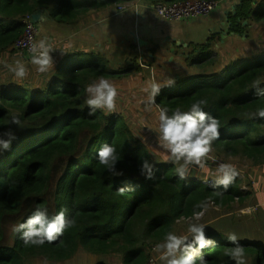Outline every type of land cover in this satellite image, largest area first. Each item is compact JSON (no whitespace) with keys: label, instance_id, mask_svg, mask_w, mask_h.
Masks as SVG:
<instances>
[{"label":"trees","instance_id":"1","mask_svg":"<svg viewBox=\"0 0 264 264\" xmlns=\"http://www.w3.org/2000/svg\"><path fill=\"white\" fill-rule=\"evenodd\" d=\"M136 1L0 0V56L12 54L24 60L29 80L27 85L0 89V131L6 139L9 132L15 136L10 148L0 153V264H68L79 249L97 264L113 259L104 257L109 253L121 254L124 264H147L153 247L168 233L190 241L192 222L203 224L206 237L214 241L200 252L208 264H235L227 254L234 247L227 239L229 233L237 235L246 264H264V118L258 115L264 109V51L219 72L217 67L209 68L212 58L218 66L217 57L202 53L199 62L187 60L185 73H179L186 77L180 82L184 83L181 92L175 81L179 74L165 73L172 75L165 82L174 83L161 87L157 97L169 115L177 107L187 111L205 100L203 110L220 125L211 151L219 165L233 164L232 158L257 168L255 181L236 172L225 190L215 187L216 176L207 175L212 164L203 162L199 173L188 171L181 179L167 154L151 151L132 127L137 105L131 96L111 117L102 109L89 115L87 87L100 77L121 80L140 72L139 52L129 58L131 50L126 47L110 59L98 48L75 50L64 42L61 52L52 48L49 70L39 73L26 52L13 48L25 31L21 20L42 8L56 23L76 26L106 9ZM145 1L154 5L185 0ZM229 22L237 37L254 24L264 30V0H243ZM182 56L188 59L187 54ZM192 65L200 67L191 69ZM193 84L196 87L188 94ZM13 117L19 125L12 123ZM105 142L116 148V169L123 176L98 163L97 151ZM143 159L154 165L151 180L138 171ZM122 186L133 190L118 195ZM38 205L47 208L49 217L65 210L75 225L52 243L26 245L13 229L26 222ZM247 209L249 214L244 212ZM200 211L203 216L194 221L193 213Z\"/></svg>","mask_w":264,"mask_h":264},{"label":"clouds","instance_id":"2","mask_svg":"<svg viewBox=\"0 0 264 264\" xmlns=\"http://www.w3.org/2000/svg\"><path fill=\"white\" fill-rule=\"evenodd\" d=\"M52 48L45 39L33 43L29 48L31 63L36 66L39 73H46L53 64L51 55ZM18 79L27 75V69L23 63L16 62L14 66H7ZM170 83H174L171 81ZM148 93V104L155 103V97L160 92V85L154 81L149 82L144 89ZM85 103L94 115L96 109H106L113 112L116 109L118 96L116 86L108 79L100 77L98 82L90 84L87 89ZM207 102L200 100L193 103L189 110L182 111L179 107L171 112L167 108H161L159 112V132L157 143L168 153V159L176 165V172L181 179H185L190 165L203 166L205 159L212 151V143L219 137V121L209 116L202 108ZM258 115L264 118V109L258 111ZM12 123L19 125V120L13 117ZM8 139H0V149L8 150L15 139L13 133H7ZM97 160L100 165L107 168L109 173L123 176L122 171H117L116 164L118 156L116 148L107 142L103 143L97 151ZM154 165L147 159H143L138 165V171L146 180L153 178ZM237 173L231 164H220L217 168V179L215 187H223L227 190ZM130 186L117 188L118 195H124L132 191ZM202 207V206H201ZM203 212H194L193 220L199 221ZM75 225V219L66 217L65 210L49 217L47 208L38 205L34 213L26 222L14 227V231L21 233V239L26 245H43L45 242L52 243L63 235L66 229ZM188 233L191 235L189 241L187 236H178L168 233L162 243H158L153 251L160 253V260L165 264H208L200 252L210 247L214 241L206 237L205 226L200 223H189ZM228 241L234 247L228 250V255L235 264H246L244 248L238 243L235 233H229ZM199 257V259H197Z\"/></svg>","mask_w":264,"mask_h":264},{"label":"crops","instance_id":"3","mask_svg":"<svg viewBox=\"0 0 264 264\" xmlns=\"http://www.w3.org/2000/svg\"><path fill=\"white\" fill-rule=\"evenodd\" d=\"M240 4V0H224L220 10L216 13L191 22L168 21L142 5L134 4V7L131 8H127L128 4L116 5L95 14L88 23L76 26L60 25L43 10L38 24L47 43L51 47H55V53L64 50L65 41H70L71 44L73 41L87 43L89 49L98 48L104 52L105 49H114L116 54H120L122 48L127 47L131 51L136 48L134 49L135 52L141 53L140 50L142 51L138 56V62L145 66V72L147 68H150L156 71L158 75L161 74L162 80H169L172 75H165V73L183 74L188 64L187 60L207 53H200V45L209 51V48L214 46L216 39H218L215 47L221 49L223 44L227 42L222 38V35H226L228 29H230V33L227 38L236 40L226 18L227 14L233 15V7L237 5L239 7ZM121 6L126 9L119 10ZM212 35L218 36L213 37ZM237 38L243 43L242 37ZM141 41H143V45H141ZM121 43L123 46H119ZM129 44L131 45L129 46ZM174 50L180 53L187 52L188 59L185 56H175ZM235 52L237 50L233 49L230 53H219L216 48L214 56L218 58L220 55L234 54ZM218 53L219 55H217Z\"/></svg>","mask_w":264,"mask_h":264},{"label":"rangeland","instance_id":"4","mask_svg":"<svg viewBox=\"0 0 264 264\" xmlns=\"http://www.w3.org/2000/svg\"><path fill=\"white\" fill-rule=\"evenodd\" d=\"M240 1L242 4L243 0H240ZM135 3H131L128 5H134ZM235 7L238 8V5ZM237 8L234 10V13L236 12ZM245 23L248 24V21H245L244 25ZM235 24H237V20ZM37 25L41 31L40 40L45 39L44 34L42 35L41 27L39 26L38 23ZM216 36L217 35H214L213 37H216ZM235 38L236 40L234 41L232 39L226 38L225 40L227 42L223 44V47L221 49H219V47H215V44H217L218 42V39H216L214 46L209 48V51L207 52V54H215L216 48H217V51H219V53L221 52L230 53V51H233V49L237 50V52H235L234 54L232 53V54L220 55L217 58L218 66L215 65L214 58L210 59V64H209L210 70L217 67L216 71L219 72L231 63H234L240 60H245L249 56L260 55V53L264 51V30L262 27L256 24L251 26L248 29L247 33L244 34V36L241 39L243 43H241L236 36ZM96 41H99V40H96ZM65 42L68 43V46L70 49H75V50H79V49L86 50L87 49L89 52L92 51V49L88 48L87 43H80L78 41H73V44H71L70 41H65ZM106 43H109V42H106ZM91 45H93V42H91ZM130 45L131 44H129V46ZM119 46H123V44L121 43ZM134 49L131 51L129 58L136 51ZM61 51L62 50H60L59 52ZM140 52L142 53L141 50ZM141 53H139V55ZM183 53L187 54V52L180 53L179 51H175L174 55L182 56ZM200 53H202L201 50H200ZM219 53L217 55H219ZM115 54H116V50L105 49V55L108 56L110 59H115L116 58ZM26 57L28 59H31V57H29L28 55H26ZM195 57L197 56H194V58ZM17 61H19L20 63H23L24 65L26 64L24 60H19L18 58H15V56L12 54L7 55V57L0 56V89L15 85L17 83H21L23 85H27L29 83L28 79L16 78L14 74L7 67V66H14ZM137 64L141 66L142 70L140 72L133 71L128 76L121 79L125 81H121L119 79L110 80V82L116 86L117 92H118V96L116 99V109L113 112H108L106 109H103L101 111L105 114H114L120 111L121 105L122 103H124L123 101L131 96V99H133L134 104L136 103L137 105L135 114H133L132 127L136 128V130L142 136L143 141L147 143L151 151L168 155V153L164 149H162L157 143V137H158V132H159V112L161 109L160 104H158V101L156 99L154 104L149 105L148 104V93H146L144 89L148 87L149 82H152V81L159 84L160 88L163 86L171 85V83L165 82L166 80H162L161 74L158 75V73L154 71L153 69L147 68L145 72L144 71L145 66H142L138 62V59H137ZM195 87H196V84H193L192 86L188 87L187 93L188 94L191 93V91ZM182 90H183V87L177 88V92H181ZM0 132H1L0 139L6 140L5 134H3L4 131H0ZM2 150L3 149H0V153L2 152ZM230 160H235V162L231 165L235 168L237 173L244 174V176L245 177L247 176L250 181H255L256 170H257L256 167H253L249 163H245L243 160H240V159L236 160V159L231 158ZM204 162H206L207 164H212L210 169L207 172V175L217 177V166H219V160L217 159V157L210 152L209 157L205 159ZM199 169L200 168L198 165H192L189 167L188 171L192 175H196L197 173H199ZM247 182L248 181L246 180L245 185L247 184ZM208 184L212 185L210 182H208ZM263 200H264V196H263ZM213 209L214 208H211L210 210H213ZM244 212L249 214L251 210L247 209ZM245 213H240L239 216L244 217ZM113 254L116 255V256H113L114 257L113 259L103 260L99 264H124L122 262L121 254L119 253H113ZM159 257H160V253H157L152 250V257L147 262V264H160L161 260ZM68 264H97V263L94 262L91 259V257L87 255L86 253L85 254L78 253L75 256V259L71 260Z\"/></svg>","mask_w":264,"mask_h":264},{"label":"built area","instance_id":"5","mask_svg":"<svg viewBox=\"0 0 264 264\" xmlns=\"http://www.w3.org/2000/svg\"><path fill=\"white\" fill-rule=\"evenodd\" d=\"M224 0H185L175 3L159 2L157 4H148L145 0H137L136 5L145 6L153 11L157 16L171 22H191L207 18L220 10ZM134 7L128 5L127 8ZM125 7H119V10H125ZM25 25L23 36L15 42L13 48L29 54V48L33 43L40 40L41 31L37 23L33 20V15H29L21 20ZM158 95L155 97L157 99ZM212 184V182H210ZM247 190V188H245ZM155 246L153 247V249ZM83 249H79V253H83ZM116 256L113 253L105 254L104 257Z\"/></svg>","mask_w":264,"mask_h":264},{"label":"bare ground","instance_id":"6","mask_svg":"<svg viewBox=\"0 0 264 264\" xmlns=\"http://www.w3.org/2000/svg\"><path fill=\"white\" fill-rule=\"evenodd\" d=\"M39 11H41L43 13V8L38 10L36 13H38ZM35 14V13H34ZM33 14V15H34ZM201 47V50L202 52H208L206 51V48L203 46V45H200ZM202 59V56L200 55L199 57H195L193 60H192V63H196V62H199L200 60ZM200 67L199 65H192L190 68L191 69H195V68H198ZM186 77H180V74L177 75V78L175 79L176 83L178 84L179 87H183L184 86V83H180L182 80H184ZM164 94V93H162ZM161 108V107H160ZM104 115H106L107 117H111L113 116L114 114H105L103 113Z\"/></svg>","mask_w":264,"mask_h":264},{"label":"water","instance_id":"7","mask_svg":"<svg viewBox=\"0 0 264 264\" xmlns=\"http://www.w3.org/2000/svg\"><path fill=\"white\" fill-rule=\"evenodd\" d=\"M236 8H237V7L234 6V7H233V10H235ZM234 14H236V12H235ZM41 17H42V12H41V11H39L38 13H35V14L33 15V20H34V22H35V23H39ZM226 21L229 23V26L231 27V26H232V23L229 22V21H230V14H229V15L227 14ZM245 24H247V23H245ZM229 33H230V29H228V30L226 31V35H222V38L226 39V38L229 36ZM232 34H233V33H232ZM143 44H144L143 41H141V45H143ZM174 52H175V50H174ZM26 55H28L29 57H31V55H29L28 53H26Z\"/></svg>","mask_w":264,"mask_h":264}]
</instances>
